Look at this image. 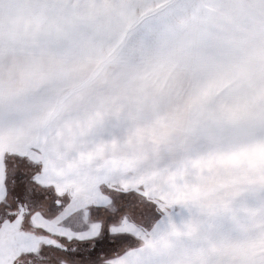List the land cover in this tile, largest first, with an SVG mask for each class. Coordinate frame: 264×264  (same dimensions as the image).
I'll return each mask as SVG.
<instances>
[{"label": "rangeland", "instance_id": "obj_1", "mask_svg": "<svg viewBox=\"0 0 264 264\" xmlns=\"http://www.w3.org/2000/svg\"><path fill=\"white\" fill-rule=\"evenodd\" d=\"M225 2L0 0V93L42 113L30 136L49 183L71 185L85 169L108 167L117 178L152 181L171 199L264 202L255 190L264 185V140L231 147L193 130L199 85L227 64L241 65L228 77V94L240 101L234 114L257 131L264 127V16ZM187 42L191 56L176 80L163 61ZM53 72L60 73L55 80ZM13 143L0 140L1 153ZM171 211L177 225L189 218L199 224L198 231L172 233L182 252L253 231L239 218L190 214L179 205ZM258 233L243 254L264 250Z\"/></svg>", "mask_w": 264, "mask_h": 264}, {"label": "snow or ice", "instance_id": "obj_2", "mask_svg": "<svg viewBox=\"0 0 264 264\" xmlns=\"http://www.w3.org/2000/svg\"><path fill=\"white\" fill-rule=\"evenodd\" d=\"M224 6L251 7L264 16V0H226ZM191 49V42L184 43L163 61L174 79L179 80ZM240 70L238 64L217 66L197 89L203 98L196 105L201 116L194 132L220 137L221 143L231 147L264 140V127L257 131L251 119L234 114L240 101L228 94V77ZM59 75L52 73L54 80ZM41 116L7 92L0 93V140L15 141L14 150L0 154V264H21L26 259L39 264L60 260L69 264H179L182 251L179 238L172 235L177 224L171 210L179 205L190 214L194 209L203 213L201 202L167 198L154 189L152 181L127 174L117 178L108 167L85 169L82 175L87 172L86 177H74L76 183L71 185L49 183L44 164L33 156L40 149L30 136ZM255 190L264 192V185ZM227 207L228 200H224L212 215ZM182 225L191 233L189 221ZM258 235L250 231L234 242L228 240L207 264H264V250L240 251Z\"/></svg>", "mask_w": 264, "mask_h": 264}, {"label": "clouds", "instance_id": "obj_3", "mask_svg": "<svg viewBox=\"0 0 264 264\" xmlns=\"http://www.w3.org/2000/svg\"><path fill=\"white\" fill-rule=\"evenodd\" d=\"M239 190L235 193V196L240 195ZM224 201L218 203H213L210 200L201 201L203 213L205 215H212L214 209L220 208L223 205ZM217 216H222L227 220H236L239 218V221L243 224L249 225L255 232H264V202H261L255 206H250L248 203L241 202L239 206H236L233 200H228L227 210H220L216 212ZM203 218V217H201ZM191 224V232L199 230V224L194 218H189L188 220ZM176 232H189L184 225H177L175 230ZM243 233L239 231H234L231 233L225 234L222 238H217L214 242L205 246L204 251L199 250L192 252H182L178 257L179 264H201L202 261L212 260L221 249V245L225 244L228 240L236 241L242 236Z\"/></svg>", "mask_w": 264, "mask_h": 264}, {"label": "flooded vegetation", "instance_id": "obj_4", "mask_svg": "<svg viewBox=\"0 0 264 264\" xmlns=\"http://www.w3.org/2000/svg\"><path fill=\"white\" fill-rule=\"evenodd\" d=\"M73 246H75V245H73ZM21 264H39V262L31 260V259H26L25 261H22Z\"/></svg>", "mask_w": 264, "mask_h": 264}, {"label": "crops", "instance_id": "obj_5", "mask_svg": "<svg viewBox=\"0 0 264 264\" xmlns=\"http://www.w3.org/2000/svg\"><path fill=\"white\" fill-rule=\"evenodd\" d=\"M1 152H2V151H0V154H2Z\"/></svg>", "mask_w": 264, "mask_h": 264}]
</instances>
